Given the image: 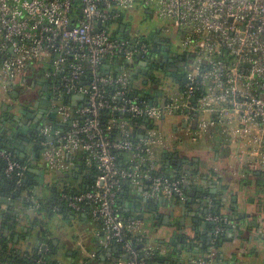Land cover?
I'll list each match as a JSON object with an SVG mask.
<instances>
[{
	"label": "built area",
	"instance_id": "obj_1",
	"mask_svg": "<svg viewBox=\"0 0 264 264\" xmlns=\"http://www.w3.org/2000/svg\"><path fill=\"white\" fill-rule=\"evenodd\" d=\"M138 10L167 23L163 33L176 31L177 48L190 59L186 72L144 75L152 63L161 66L162 42L154 29L130 28ZM42 80L55 120L47 116L39 128L42 160L65 173L81 155L97 170L90 188L60 200L101 225L99 246L120 255L109 264H146L136 246L142 256L164 253L143 236L144 217L123 216L118 203L132 191L151 203L187 201L186 173L159 171V154L170 155L179 127L191 143L215 137L233 175L264 176V0H0V91L7 96ZM0 158L6 178L22 177L26 167L10 152ZM258 205L255 236L264 234V203L257 198L250 212ZM207 219L214 235L229 224L226 215ZM215 255L211 246L192 262L227 264Z\"/></svg>",
	"mask_w": 264,
	"mask_h": 264
},
{
	"label": "trees",
	"instance_id": "obj_2",
	"mask_svg": "<svg viewBox=\"0 0 264 264\" xmlns=\"http://www.w3.org/2000/svg\"><path fill=\"white\" fill-rule=\"evenodd\" d=\"M160 74H163V72H160ZM47 121L55 125L53 117L48 116ZM33 138H35L37 144H39L40 137L37 135V132L33 133ZM1 150L10 152L15 161L20 165H24L14 153L13 146L8 143L6 145V141H4V145L0 147V151ZM40 150L42 154V148ZM217 151L216 149V152ZM159 160L163 165L159 171L166 176H175L166 169L165 165L168 160V155H160ZM74 162L77 164V169L75 168L69 172L61 173L63 175L62 180L57 178L51 187L45 186L47 187L45 190L50 191V193L52 192V194L46 198L44 193H42L44 188L43 190H39L37 184L30 182V179L27 177V171L23 173L22 177H18L17 171H15L10 178H6L3 173L6 163L0 158V172L3 173L4 178L10 184V190L8 194H6L7 201H5L4 204H0V264H36L37 260L40 258L43 260L42 264H109L116 258H120L118 251L114 252L112 249H104L99 246L97 236L94 237V244L96 245L88 248V251L90 254H94V257H89L82 253V251H77V253L73 252L72 255H66L65 252L63 253L61 251L65 250V246L63 245L64 240L61 239L63 233H59L57 225L53 223L55 216H62L64 213L69 212L75 219L79 220L84 215L70 210L66 203L60 200V196L61 194L72 195L83 189L90 188L93 184L94 176L97 173V170L93 166H87L85 164V160L81 155L76 156ZM183 173L185 172H181L177 176H182L184 175ZM197 174L199 175V173ZM203 175L207 177L218 176V179H221L219 174H215L209 169ZM253 176L257 178L258 175L253 174ZM123 188L127 190L128 187L124 185ZM185 191L187 192V186L185 187ZM119 197V206H121L124 200H130L128 193L127 195L124 194ZM31 199H33L38 206L35 210L30 209L31 206H33L31 204ZM142 200V198L139 199L140 202H142ZM142 204L145 205V207L140 206L141 213L143 214L145 212L151 216L153 212L151 210L153 203L146 201V203L142 202ZM217 208L218 209H214L211 212L215 215L220 214L222 217L225 216L223 215L224 210H222V207L219 205ZM120 213L124 215L122 210H120ZM85 217L91 220L92 225L94 228L96 226L97 231H101L100 224L87 214ZM148 220H151V218L148 217ZM212 228L213 227H211L207 233L210 232ZM224 228L225 231L223 233L218 235H214L213 233L210 242L206 239L205 235L200 238V240H202L201 242L196 243L195 239L192 245L185 247H183V240L181 242L176 240L173 251L178 253L183 249V252L188 250L187 253L191 256H205L209 253V248L213 246L216 252V262L222 261L227 264H235L237 261H243L239 260L241 256L242 259H244L246 255L243 256V254L239 257V254L230 253L229 259H226L227 261L223 258L225 253L224 247L225 244L228 243L222 240L226 237L227 226ZM58 233L61 236L57 239H53V235H57ZM15 236H18L17 239ZM54 240H57V242L59 241V243L54 244ZM39 244L47 245V250L45 252H39ZM180 245L181 248L177 249ZM135 250L138 253V257L143 259L146 264H176V261H172L170 258L161 259L157 252L149 256H142L143 248L141 246H136Z\"/></svg>",
	"mask_w": 264,
	"mask_h": 264
},
{
	"label": "crops",
	"instance_id": "obj_3",
	"mask_svg": "<svg viewBox=\"0 0 264 264\" xmlns=\"http://www.w3.org/2000/svg\"><path fill=\"white\" fill-rule=\"evenodd\" d=\"M7 113V111H2V108L0 110V117L2 115V113ZM9 112V111H8ZM182 130H184V127H179L178 131L176 130V132H182ZM11 132V128L9 127V132ZM171 132V131H169ZM29 135V134H28ZM1 137L3 139H7V136L1 135ZM182 137H185V139L189 141V139L184 135ZM30 137H28L29 139ZM176 141L180 140V137H177ZM204 138V144L206 147V150H218L217 154L215 156V161H218L220 158V156L222 155L223 158H221L223 160V162L225 163L222 167L226 170H230L229 168V164H231V160L229 158V154L227 153L226 149L221 148L220 144L218 143L217 140H215L214 138H209L207 136L203 137ZM206 139V140H205ZM203 140V139H202ZM201 140V141H202ZM30 143L26 144L25 140H22L21 138L17 139V145L18 146H23L25 145L24 150L20 151L15 147H13L14 153L16 154V156L23 162L24 166L26 167V171H27V177L30 179V182L37 184V188H39V190H43L44 191L42 193H44V196L49 197L52 192L50 193V191L45 190L47 187L45 186H49L51 187V185H53V182H55V180L57 178H60L62 180L63 175L59 172H51L47 169L46 165L44 164L42 157H41V148L39 146V144H37L36 139L33 138L32 141H29ZM198 143V142H196ZM182 152L186 153L187 149L185 151L181 150ZM179 153L180 149H178V146L175 145L173 143V149L172 152H170V155H172L173 153ZM180 154V153H179ZM159 155H163V154H159ZM224 156H227L224 157ZM227 161L228 162V166H227ZM169 161L166 162V169L169 170L170 173L174 174L175 176L179 175L181 172H183L182 169L178 168V167H174L171 164L168 163ZM42 165V166H40ZM228 167V168H227ZM232 170V169H231ZM235 171V169L233 170ZM238 172V169L236 170ZM43 172V183L41 184V188H40V182L39 179H41V174ZM242 172V170H241ZM227 173V171H226ZM231 174V173H230ZM195 175V174H193ZM233 178H237L238 181H235V179H233L232 177H230V175L227 173V178H221L218 179L216 178L215 181L221 185L222 187H227L228 190L225 191L226 195L228 196V202L233 201V197L234 195H236L238 197L237 200V205L239 208L240 213H245V212H249V211H253L251 208L254 206V200L253 196L255 197L256 195L254 194L256 191H251L250 189H247L249 187L246 188V186H243V180L245 179L244 177L242 178L241 175L238 176L237 174L233 175ZM246 176V175H245ZM199 182L202 180V178L197 177H191L189 182L190 188L187 189L186 195H187V200H191L192 203L189 204L190 209H192L193 211H195V205L197 201L198 194H197V190L195 189V185L193 182ZM208 180H210L208 178ZM233 180V181H231ZM213 181V180H212ZM236 182L237 184V190L235 191L234 188L231 187V183ZM39 186V187H38ZM206 186V184H205ZM248 186V185H247ZM246 188V189H245ZM240 189V190H239ZM233 191H235L233 193ZM230 193H232L233 195H230ZM251 193V194H250ZM240 194L241 196L239 197ZM243 194L247 195L250 194V199L247 201L245 199H243ZM129 195V199L130 200H126L125 202L123 201V203H121L120 206V210H122L123 212V216H131V217H144V214H142L141 212H136V210L133 209V207L130 206V204L132 203L131 200H135L137 202V192L132 191L131 193L128 194ZM218 196V195H217ZM252 197V198H251ZM219 198V196L217 197ZM216 198V199H217ZM242 200H245V206H243V202ZM170 204L173 201H168ZM125 203V204H124ZM3 206V205H2ZM198 206V205H197ZM135 208H138L135 206ZM157 215L156 218H154L153 220H148L146 221V223H144V225L142 226V234L145 237H148L149 235H151V233H153V235H155V239L152 242L155 245L160 246V248L162 250H166V248L171 249V246H168V243L170 241V239L172 238V231L174 230L173 227H169L167 225H165L164 223V219L165 216L167 215V212L164 213L166 210L164 209V207H159L157 209ZM191 210V211H192ZM189 213V211H188ZM191 213V212H190ZM181 215V214H180ZM145 218V217H144ZM60 220H63L65 226L67 227V229H62V231L59 229V233H63L62 236V240L63 241V245L65 246V253L66 255H72L73 252L77 253V251H82V253H84L85 255L89 254L90 252L88 251V248L94 247L96 244H94V237H96V226L94 228V226L92 225L91 220H89L88 218L82 216L81 219H75V217H73L69 212L64 213L62 216L59 217ZM74 219V220H73ZM194 217L192 216H188L185 217V223L187 225V227H191L193 228L192 231H189L191 234L193 235H198L201 233H204V229L202 226V218L199 221H194ZM177 222V220H170V222ZM71 223V225L69 224ZM74 225L77 226L74 228ZM71 229V230H70ZM59 233L57 235H53V239H57L59 238ZM57 241V240H56ZM59 243V241L57 242ZM198 243V242H196ZM225 249V253H224V259L225 261H227L226 259H229V255L230 253H232V249L230 247H228V245H226V247H224ZM250 249L249 255L251 258L253 257V259H257V257H259V254H261V252L264 250V243H263V239L259 240L258 235H252V242L251 244H248L247 246H245V250ZM160 255V254H159ZM186 255V256H185ZM184 258L187 262H192L193 258L189 253H185L184 252ZM223 259V260H224Z\"/></svg>",
	"mask_w": 264,
	"mask_h": 264
},
{
	"label": "water",
	"instance_id": "obj_4",
	"mask_svg": "<svg viewBox=\"0 0 264 264\" xmlns=\"http://www.w3.org/2000/svg\"><path fill=\"white\" fill-rule=\"evenodd\" d=\"M151 13H152L151 11H147V14H151ZM11 96L14 98L17 97V93L12 92ZM20 107H22L23 109L26 108L25 105H20ZM14 110L16 109L14 108L7 109L5 105L2 108V111H7V112L10 111V113L5 114L4 112L0 117V147L3 146L4 141H6V145L8 143L11 146L15 147V150L17 148L18 150L22 151L24 150L25 145L23 146L17 145V139L19 136L18 134L20 127L19 124L17 125L18 118L15 117L16 114ZM16 111L18 112V114L23 115L22 112L23 110L22 111L16 110ZM11 121L14 124H12ZM9 127L11 128L10 133H8ZM27 128H29V126H27L25 129L27 130ZM1 135L7 136V139H3ZM28 136L30 138L25 140L26 144L30 143L29 141H32L33 139V135H31V133ZM174 157H175L174 159H177L178 153H176ZM40 174H41V179H39V182L40 184H42L43 172ZM186 176L188 178L187 181H189L191 177H197V176L199 177L197 173L193 175L190 172H186ZM193 183L196 184L195 189L197 190V194L199 197L197 201H195L196 204H194L195 211L190 209L189 204L192 203L190 199L187 200L186 202H177L176 200H174L171 204L164 198H160L159 200L153 202V206L151 210L155 212L159 207H164V209L167 211V215L165 216L164 223L165 225L169 227H173L174 229L172 231V238L168 243V246H171V249L168 250V248H166L164 253L159 255V257L161 259L170 258L172 261H176V264H195L193 262H187L185 260L183 249H181L178 253L173 251V247L176 245L175 241L179 240L181 242L183 240L184 241L183 247H185L192 245L195 241L201 242L202 240H200V238L203 237V235H205L206 239L210 242L214 230L212 228L210 232L207 233V231L210 230L211 227H214V223L207 219V215L209 213H212L211 212L212 210L218 209L217 206L219 207V205L222 207V210H224L223 215H226L229 218V224L227 225V229H226L227 231L225 234L226 237L222 239L223 241L228 242L227 244H225V247L226 245H228V247L230 248L232 246V248H234L235 250H239L238 253L241 250L243 251L245 249V246L251 244L252 242L253 231L254 229H257L255 213L260 215L262 211V206L258 205L257 210H255V212L249 211L245 213H240L237 205L238 197L236 195H234L233 201L230 200V202H228V196L225 193V191L228 190L227 187L225 186L222 187L216 181H208V178L205 175H203L200 183L198 181L195 182V180ZM189 186H191L190 183L187 184V189L190 188ZM9 190H10L9 182L4 178L3 173L0 172V204H4L5 201H7L6 194H8ZM217 195L219 196V198H217L218 197ZM230 195L233 194L230 193ZM138 197L140 199V196L137 193V202L135 200H131L132 203L130 204V206L133 207V209L139 213L141 212V207L138 206L137 209L135 208V206L137 207L138 205V201H139ZM142 202L146 203V200L143 199ZM188 216L194 217L195 218L194 221H199L202 218V226L204 229V233L193 235L189 232L192 231L193 228L187 227L185 223V217ZM172 219L173 220L178 219V221L170 222V220ZM17 237L18 236H15L16 239ZM54 243L57 244V241L55 240ZM180 248L181 245L178 246L177 249ZM112 250L116 252L115 248H113ZM187 252L188 250L185 251V253ZM123 257L126 258V256Z\"/></svg>",
	"mask_w": 264,
	"mask_h": 264
},
{
	"label": "flooded vegetation",
	"instance_id": "obj_5",
	"mask_svg": "<svg viewBox=\"0 0 264 264\" xmlns=\"http://www.w3.org/2000/svg\"><path fill=\"white\" fill-rule=\"evenodd\" d=\"M137 12L141 14L142 21L145 24L152 23L155 21L157 23H160L158 21V19L156 18V16L153 15L152 13L147 14L146 12H143L140 10H138ZM152 29H154V33L157 34V38H161V42H162L161 61H162V64H161V66H156L155 63H152V65L149 66L146 71H144V75L147 74L150 77L157 75V77L159 76V78H160L159 74H160V72H163L164 75H171V76L177 77L180 74L186 72L190 66V59L187 58L185 55L181 54L179 52L178 48H174V50L172 49L173 41L174 42L178 41V36L176 34V31L172 28L169 33L165 34L161 30V26H158V27H155ZM41 84H43V80L38 81L37 84L35 86L31 87L30 89H18V90H16L17 91L16 92L17 97H15V98L12 97L11 94H9L7 96H5V94H3V97L0 99L1 107L5 105V107H7V109L8 108H14L16 110H21V109L23 110V111L21 110L23 112L22 118L17 119V125L19 124V127H20L18 135H19V138H21L22 140H27L29 137L28 134H30V133H31V135H33V133L37 132V135H39V128H40L41 124L43 123L44 119L47 116L52 115L51 113H48V106L50 105V103H48V101H46V99L42 95V94H44V92H42V91H45V90L43 88L44 86H42V87L40 86ZM26 92H34L35 96L30 100L29 103L26 102L24 104L26 106V108L23 109L22 107H20V105H23V104H21L19 102V100L21 98V95L23 93H26ZM7 113H10V111ZM11 123H12V121H11ZM12 124H14V123H12ZM27 126H29V128H27V130H26L25 128ZM202 139H200L198 141V143L201 140L203 142H205L204 138H202ZM176 153L177 152L173 153L172 155H168L167 161H169L168 162L169 164H171L174 167H178V168L182 169L183 172H185V173L186 172H190L191 174L199 173V178L203 177L204 172H202V170L199 166V161L197 158H190V157H187L185 155L184 156L180 155L178 153L177 159H174L175 158L174 155ZM256 175H258V174L256 173ZM207 178L210 179L208 181H212V180L215 181V179H216V177H212V176H209ZM246 180H248V178ZM256 180H257L256 181L257 189L254 190V191H256L254 194L257 196L258 200H261L264 203V176L258 175ZM255 201L256 200H254V202ZM138 206L145 207V205H143L142 202H140V201H138ZM157 211L151 213V216H150L151 220L154 221V218H156V216H157V215H155V214H157ZM59 217L60 216H55L54 221H53V223H55L57 225L58 229H60L59 223L61 222ZM69 224L71 225V223H69ZM75 227H77V226L74 225V228ZM258 238H259V240L264 239V234L258 235ZM54 242H55V240H54Z\"/></svg>",
	"mask_w": 264,
	"mask_h": 264
},
{
	"label": "rangeland",
	"instance_id": "obj_6",
	"mask_svg": "<svg viewBox=\"0 0 264 264\" xmlns=\"http://www.w3.org/2000/svg\"><path fill=\"white\" fill-rule=\"evenodd\" d=\"M128 20L130 22V25H131L130 28L131 29L132 28L135 30L138 29L140 31H145V28L152 29V28L167 24V23H157L156 21L152 22V23L145 24L142 21V16L140 13L131 14ZM172 44H173L172 45L173 50H174V48H177V45H178L177 41L176 42L173 41ZM1 95H3V93L0 91V96ZM34 96H35L34 92L23 93L21 95L19 102L21 104H23V103L25 104V102L29 103L30 100ZM1 108H3V106L1 107V105H0V110H1ZM14 112L16 114L15 117H17L18 119L22 118V115L18 114V112L16 110H14ZM178 118H179L178 116H173L172 118L168 119V122H175L178 120ZM165 131L168 132V127H165ZM184 135H186L185 130H182V132H176L175 136L180 137V140L179 141H176V140L171 141L172 144L174 143L175 145L178 146V149H180V152H179L180 155H183V156L185 155V156L190 157V158H197L199 161V166H200L202 172H204V173L209 169V170H212L213 173L219 174L221 176V178H225V177L227 178V173L230 175V177H232V178L234 177L231 169L226 170L227 171V173H226L225 169L222 167L225 164L223 162V160L221 159V158H223L222 155L219 157L220 159L218 161H215V156L217 154V152L215 150H211V151L206 150V147H205V144L203 141H200L199 143L188 142L185 139V137H182ZM186 149H187L186 153L181 151V150L185 151ZM224 157L227 158V156H224ZM229 158H230V156H229ZM225 162H227V161H225ZM227 166H228V162H227ZM216 178H218V176ZM233 179H235V181H238L237 178H233ZM256 179H257L256 176L250 175L248 177V180H246V179L243 180V186L244 187L246 186V188L249 187L247 189L254 191L255 189H257V185H256L257 180ZM231 181H233V180H231ZM236 184H237L236 182L231 183V187L234 188L235 191L238 189ZM235 191H233V193ZM250 194H247V195L243 194V199L248 200L250 198ZM238 195H239V197L241 196L240 194H238ZM253 199H256V201H255L254 206L251 209L256 208L257 196H255V197L253 196ZM245 200H242L243 206H245V203H244ZM166 212L167 211H165L164 213H166ZM143 214L145 217L144 223H146V221H148V217H150V216H149V214H147L145 212ZM59 225H60L61 231H62V229H64V230L67 229L63 220H61ZM148 238L151 242H153L155 239V235H153V233H151V235H149ZM231 249H232V253L235 252L236 255H238V254L242 255V250L238 253L239 250H235L234 248H232V246H231ZM61 251L64 253L65 250H61ZM249 252H250V249L244 250L243 256L244 255H246V256L244 257V259H242V256L239 259V260H243V261H237L236 263L237 264H264V250L261 252V254H259V257H257V259H255V260L253 259V257L252 258L250 256L248 257Z\"/></svg>",
	"mask_w": 264,
	"mask_h": 264
}]
</instances>
